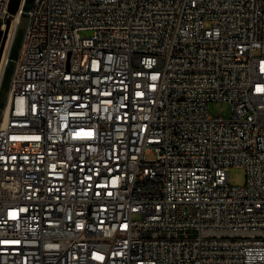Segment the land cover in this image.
Returning a JSON list of instances; mask_svg holds the SVG:
<instances>
[{
  "label": "built area",
  "instance_id": "built-area-1",
  "mask_svg": "<svg viewBox=\"0 0 264 264\" xmlns=\"http://www.w3.org/2000/svg\"><path fill=\"white\" fill-rule=\"evenodd\" d=\"M25 16L0 264H264V0H31Z\"/></svg>",
  "mask_w": 264,
  "mask_h": 264
},
{
  "label": "bare ground",
  "instance_id": "bare-ground-1",
  "mask_svg": "<svg viewBox=\"0 0 264 264\" xmlns=\"http://www.w3.org/2000/svg\"><path fill=\"white\" fill-rule=\"evenodd\" d=\"M22 1L23 0H20V3H22ZM7 11H8V5H7ZM19 12L20 10H17V12L13 16V20L10 21L8 25L5 24L2 27V31L4 35L2 43L3 45L4 44L6 45V50H5V57L2 63V67H0V124L6 110L9 80L13 72V69L17 63L24 38L26 24L20 21ZM10 55H12L11 58Z\"/></svg>",
  "mask_w": 264,
  "mask_h": 264
},
{
  "label": "rangeland",
  "instance_id": "rangeland-1",
  "mask_svg": "<svg viewBox=\"0 0 264 264\" xmlns=\"http://www.w3.org/2000/svg\"><path fill=\"white\" fill-rule=\"evenodd\" d=\"M7 3H8L7 5H9V0ZM19 7L21 8L20 2H19V6H18L17 10H20ZM17 10H16V12H17ZM14 14H13V16H14ZM13 16H12L10 21L13 20ZM9 22L7 23V25L9 24ZM5 24L6 23H4V25ZM7 35H8V33H7ZM80 35L83 37H88L91 35V32L90 31H83L80 33ZM5 50H6V45L4 44L3 45V51H2L1 57H0V67H2V63H3L4 57H5ZM209 112L212 115L218 114V115L224 116L225 118H229L231 116V106L228 103H211L209 105ZM152 157H153V155H149V156H147V159H151ZM245 179H246V173H245V170L243 168L233 167V168H230L228 170V182L230 185L241 186L245 183ZM134 218L138 219L139 217L135 215Z\"/></svg>",
  "mask_w": 264,
  "mask_h": 264
},
{
  "label": "water",
  "instance_id": "water-1",
  "mask_svg": "<svg viewBox=\"0 0 264 264\" xmlns=\"http://www.w3.org/2000/svg\"><path fill=\"white\" fill-rule=\"evenodd\" d=\"M19 2L20 0H10L9 1V5H8V12L10 14V16H13V14L16 12L18 6H19ZM30 3H31V0H23L22 3H21V9H20V12H19V18H20V21L24 22L25 23V20H26V16H25V13L26 11L30 8ZM11 20V17H8L5 21V23L7 24L9 21ZM3 31H2V28H1V24H0V57H1V53L3 51ZM12 55H10V58H11Z\"/></svg>",
  "mask_w": 264,
  "mask_h": 264
}]
</instances>
